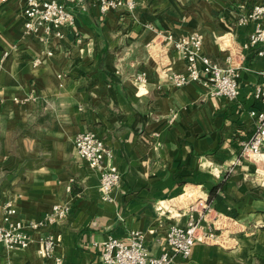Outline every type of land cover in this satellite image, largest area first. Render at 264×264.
I'll return each mask as SVG.
<instances>
[{"label": "crops", "instance_id": "obj_1", "mask_svg": "<svg viewBox=\"0 0 264 264\" xmlns=\"http://www.w3.org/2000/svg\"><path fill=\"white\" fill-rule=\"evenodd\" d=\"M135 1L132 13H101L96 0H84V10L68 3L79 45L71 29L42 42L41 30L24 29V0H0V219L6 201L24 222L55 203L70 205L65 218L36 229L26 248L0 242V264H48L37 249L50 231L62 264H104L96 244L132 229L151 254L172 253L165 233L189 217L215 236H200L189 257L171 264H264V165L241 155L256 126L248 111L264 110L252 95L264 83V56L244 47L253 23H237L264 0ZM165 31L200 32L202 53L220 64L228 52L242 53L236 98L168 83L160 66L182 72L183 60L172 50L163 62L160 49H147ZM139 71L147 72L143 87L133 78ZM85 130L101 136L112 154L105 162L120 173L110 200L99 191V170L76 154L75 135ZM188 185L198 190L193 209L174 201L191 196Z\"/></svg>", "mask_w": 264, "mask_h": 264}, {"label": "built area", "instance_id": "obj_2", "mask_svg": "<svg viewBox=\"0 0 264 264\" xmlns=\"http://www.w3.org/2000/svg\"><path fill=\"white\" fill-rule=\"evenodd\" d=\"M68 3H74L84 10V0H24L23 15L24 29L26 32L38 33L42 42L51 36L63 37L64 29H71L77 44L83 43V38L74 27L75 15ZM135 0H96L93 3L98 11L105 13L110 9H122L132 13ZM253 23L244 47L256 48L259 56H264V3H255L248 10L238 14L237 23ZM202 34L192 31L186 35L176 36L172 32H157L154 39L147 45L149 52L160 49L163 62L170 60V51H175L183 60L184 71L178 72L168 66H160V75L175 87L188 83L201 85L211 95L225 96L229 99L236 98L238 94L237 69L241 66L243 54L231 53L225 56V63L220 64L202 53ZM83 50V48H81ZM46 54H52L46 50ZM34 65L40 64V59L33 60ZM264 76V69L261 70ZM134 80L139 86L147 83V72L139 71L134 75ZM160 87V86H158ZM253 97L264 101V83H256L253 88ZM30 98L35 99L32 95ZM13 100H19L14 97ZM255 120L256 126L252 135L241 143V155L249 157L264 165V110L252 108L248 111ZM76 154L85 159L90 167L99 170V191L104 200L111 199V190L120 180L118 168L111 162H105L112 156L96 132L85 130L79 132L74 138ZM264 171V168L261 167ZM69 190L70 187L68 186ZM206 206V204H205ZM204 206V207H205ZM194 204L190 206L193 209ZM70 210L66 202L55 203L37 220L22 221L14 217L16 208L11 201H6L2 206L0 219V242L6 248H26L32 241V233L38 228L50 227L65 218ZM199 232V235H198ZM215 236L212 227L203 226L200 219L189 217L184 224H171L166 233L165 241L172 253L162 251L160 254H151L143 241L139 230L132 229L127 236L120 238L109 235L96 245L99 246V259L104 264H171L174 257L187 258L191 255L194 243ZM57 235L50 231L40 237V247L37 249L39 256L48 259V264H62L60 255L54 253Z\"/></svg>", "mask_w": 264, "mask_h": 264}, {"label": "rangeland", "instance_id": "obj_3", "mask_svg": "<svg viewBox=\"0 0 264 264\" xmlns=\"http://www.w3.org/2000/svg\"><path fill=\"white\" fill-rule=\"evenodd\" d=\"M189 190H192L191 196L190 195L179 196L177 199L174 200L176 202V204L178 202L180 204L186 205V207H190L192 204H196V202L198 201V196H199L198 190L195 188H192L190 185H188V186H186V190L184 192L189 191Z\"/></svg>", "mask_w": 264, "mask_h": 264}, {"label": "trees", "instance_id": "obj_4", "mask_svg": "<svg viewBox=\"0 0 264 264\" xmlns=\"http://www.w3.org/2000/svg\"><path fill=\"white\" fill-rule=\"evenodd\" d=\"M214 192V188L209 191V195H212Z\"/></svg>", "mask_w": 264, "mask_h": 264}]
</instances>
